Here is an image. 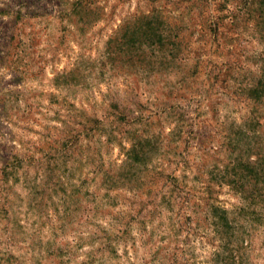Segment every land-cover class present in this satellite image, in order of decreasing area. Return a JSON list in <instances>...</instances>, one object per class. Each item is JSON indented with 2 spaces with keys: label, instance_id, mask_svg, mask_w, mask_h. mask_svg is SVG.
Instances as JSON below:
<instances>
[{
  "label": "rangeland",
  "instance_id": "374dc122",
  "mask_svg": "<svg viewBox=\"0 0 264 264\" xmlns=\"http://www.w3.org/2000/svg\"><path fill=\"white\" fill-rule=\"evenodd\" d=\"M0 264H264V0H0Z\"/></svg>",
  "mask_w": 264,
  "mask_h": 264
}]
</instances>
